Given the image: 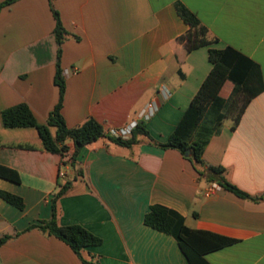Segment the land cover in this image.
<instances>
[{
  "label": "crops",
  "instance_id": "obj_1",
  "mask_svg": "<svg viewBox=\"0 0 264 264\" xmlns=\"http://www.w3.org/2000/svg\"><path fill=\"white\" fill-rule=\"evenodd\" d=\"M7 1L0 0V165L16 171L20 182L0 177V193L20 197L24 208L0 195V238L12 237L0 246V264H85L67 243L31 228L51 219L52 200L68 180L70 189L57 201L59 224L80 225L102 240L82 251L87 261L189 264L173 236L144 223L150 208L161 205L180 214L188 228L233 241L206 253L209 264H264V89L247 104L237 127L223 122L203 154L206 166L224 168L228 182L262 197L259 201L201 175L175 149L150 143L125 147L101 138L83 147L72 163L71 142L64 156L51 153L35 128L8 129L2 120L4 110L27 104L37 122L46 124L59 102L54 9L70 34L60 62L67 126L93 118L115 135L143 122L154 142L163 144L212 69L210 48L231 47L251 59L264 86V0L3 5ZM177 2L207 28L215 39L211 45L188 51L179 41L189 26L178 15ZM233 91L227 81L220 96L228 100Z\"/></svg>",
  "mask_w": 264,
  "mask_h": 264
},
{
  "label": "trees",
  "instance_id": "obj_2",
  "mask_svg": "<svg viewBox=\"0 0 264 264\" xmlns=\"http://www.w3.org/2000/svg\"><path fill=\"white\" fill-rule=\"evenodd\" d=\"M16 0H9L3 5H9ZM176 11L181 19L189 26V31L179 38L188 51H193L203 46L211 45L215 39L209 36V31L201 23L198 17L185 5L177 2ZM56 20L55 37L58 46L55 83L59 88V102L50 113L46 124H40L27 104H19L2 112V120L5 128H35L42 141L43 148L51 153L65 155L71 147L73 163L80 150L101 138L125 147H132L141 143L156 144L163 149H175L182 155L190 153L191 160L197 171L209 176L210 180L232 192L233 194L252 201L262 200V197H253L231 184L224 178L225 170L222 167L206 166L203 154L210 139L221 129L227 119L232 121L233 127H237L247 104L263 89V81L260 67L248 57L231 47L225 49H209V61L212 69L203 81L200 89L193 97L189 108L185 111L180 122L163 144H157L150 136L143 122L136 124L128 137L116 136L107 133L102 124L93 118L82 124L69 128L61 113L66 83L61 70L62 45L69 39L70 34L64 28L59 13L53 9ZM227 81L234 84V91L230 99L225 100L220 96L221 89ZM242 95L240 99L238 96ZM51 128L55 129L53 133ZM213 178L211 179V176ZM0 177L20 182L19 174L7 167L0 165ZM64 178V177H63ZM72 181H66L52 200V215L49 221L34 225L43 233L55 236L67 243L85 264H94L93 260L87 261L82 257V251L91 246H98L102 240L80 225L61 226L58 222L57 201L67 193ZM7 202L19 209L24 208L20 197L0 193ZM145 225L160 232L173 236L189 264H209L204 255L218 250L233 241L215 234L196 231L188 228L184 218L177 212L161 205H154L144 218ZM11 236L0 238V246L10 240Z\"/></svg>",
  "mask_w": 264,
  "mask_h": 264
},
{
  "label": "built area",
  "instance_id": "obj_3",
  "mask_svg": "<svg viewBox=\"0 0 264 264\" xmlns=\"http://www.w3.org/2000/svg\"><path fill=\"white\" fill-rule=\"evenodd\" d=\"M150 108L152 110L153 106L150 105ZM146 115V114H145ZM136 126V124H134L133 126H130L129 128H126L124 130H121L119 132H114L116 136H122V137H126L130 134L131 130ZM70 158L66 157L65 161H69ZM65 176L64 173H60V178H63Z\"/></svg>",
  "mask_w": 264,
  "mask_h": 264
},
{
  "label": "water",
  "instance_id": "obj_4",
  "mask_svg": "<svg viewBox=\"0 0 264 264\" xmlns=\"http://www.w3.org/2000/svg\"><path fill=\"white\" fill-rule=\"evenodd\" d=\"M185 156H186V157H190V153H189V152H187Z\"/></svg>",
  "mask_w": 264,
  "mask_h": 264
}]
</instances>
